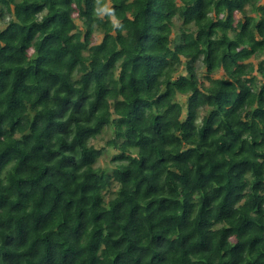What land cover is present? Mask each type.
I'll use <instances>...</instances> for the list:
<instances>
[{
    "label": "trees",
    "instance_id": "obj_1",
    "mask_svg": "<svg viewBox=\"0 0 264 264\" xmlns=\"http://www.w3.org/2000/svg\"><path fill=\"white\" fill-rule=\"evenodd\" d=\"M0 264H264V0H0Z\"/></svg>",
    "mask_w": 264,
    "mask_h": 264
},
{
    "label": "rangeland",
    "instance_id": "obj_2",
    "mask_svg": "<svg viewBox=\"0 0 264 264\" xmlns=\"http://www.w3.org/2000/svg\"><path fill=\"white\" fill-rule=\"evenodd\" d=\"M96 40L99 41L100 37L96 36ZM111 134H112V129H111V127L110 128L108 127L107 130L105 131V133L102 136L101 143L104 144L105 141L111 136ZM114 153H115V150L106 149L105 152L103 153L102 157L99 159L98 164L101 165L104 168L112 167V161L111 160H112V157H113Z\"/></svg>",
    "mask_w": 264,
    "mask_h": 264
}]
</instances>
